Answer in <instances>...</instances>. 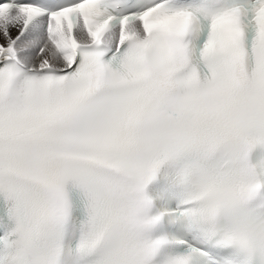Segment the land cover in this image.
Instances as JSON below:
<instances>
[{"label":"snow or ice","instance_id":"6c2138e0","mask_svg":"<svg viewBox=\"0 0 264 264\" xmlns=\"http://www.w3.org/2000/svg\"><path fill=\"white\" fill-rule=\"evenodd\" d=\"M0 264H264V0H0Z\"/></svg>","mask_w":264,"mask_h":264}]
</instances>
